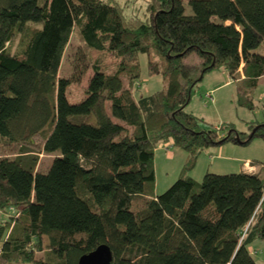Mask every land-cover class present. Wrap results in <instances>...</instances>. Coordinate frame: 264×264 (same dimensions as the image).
Wrapping results in <instances>:
<instances>
[{
    "label": "trees",
    "instance_id": "trees-1",
    "mask_svg": "<svg viewBox=\"0 0 264 264\" xmlns=\"http://www.w3.org/2000/svg\"><path fill=\"white\" fill-rule=\"evenodd\" d=\"M187 3L190 13L184 0H146L141 17L116 0H0V146L17 147L0 155V264H77L100 243L111 264H257L248 245L264 240L258 168L207 170L201 180L190 171L203 149L264 139V126L251 122L245 138L232 124L202 129L185 106L207 71L225 69L236 104L254 107L264 0ZM72 34L74 79L91 70L76 102L66 96L72 78L58 74ZM139 53L163 85L135 97ZM191 53L198 63L185 61ZM37 134L51 155L43 168L28 146ZM161 144L185 160L156 192Z\"/></svg>",
    "mask_w": 264,
    "mask_h": 264
},
{
    "label": "rangeland",
    "instance_id": "rangeland-1",
    "mask_svg": "<svg viewBox=\"0 0 264 264\" xmlns=\"http://www.w3.org/2000/svg\"><path fill=\"white\" fill-rule=\"evenodd\" d=\"M121 7L126 12V15H131L136 13L138 16H146V0H116ZM185 1V13L191 12V7ZM79 42L75 36L72 34L70 41L64 48L61 63L59 66L58 74L61 77L72 78L66 87V96L70 102H76L84 97V91L86 88L87 80L91 74V70L87 68L79 79H74L77 75V69L74 67L75 62V51ZM264 44H262L258 51H263ZM92 57L99 56L101 63L104 66H110L114 59L109 52H97L93 51L91 53ZM74 60V62H73ZM137 61L139 63L140 75L139 78L133 84V95L136 97L139 93L148 94L162 87L163 81L160 75L150 74L147 71V55L145 53H139L137 56ZM187 62L198 63V57L194 53H191L185 58ZM216 69L212 71H207L203 80H201L198 85L194 88L192 97L188 104L185 106V110L193 112L198 117L201 118L200 126L202 129H214L220 128L221 125L232 124V126L239 132L241 137L249 136L251 131L249 130V124L255 122L256 125L264 123V76L260 77L257 85L254 89L253 102L254 107L248 109L246 107L238 106L236 104L235 95V85H226L219 92H210L205 86L206 80L210 81L212 76L216 75ZM220 70V69H219ZM211 76V77H210ZM213 80H219L214 78ZM206 92L212 93L213 101L205 96ZM218 135H225L228 129H217ZM42 137L40 135H35L32 139V143L28 144L30 148H33L38 153V166L45 167L49 164L50 154H45L41 151ZM163 145L158 146V151L154 153V166H155V187L156 192L163 191L168 185H170L177 177V173L183 163L185 156L184 151H179L173 159H167L166 149H163ZM219 146L222 151L219 153ZM212 151L210 153L205 152L203 149L197 157L196 166L190 171L192 177L197 180H201L204 175L208 165L211 163L212 169L217 168V164H223L225 155L235 156L239 155L241 159L250 158L255 160V162H248V165H244L243 168L246 170L247 167L255 166L258 168V173L260 177H264V139L261 136H254L246 144H236L233 142H226L223 145H213L211 146ZM16 146H0L1 154H11L16 151ZM169 149V148H167ZM171 149V148H170ZM176 150L175 148H173ZM182 152V153H181ZM205 152V153H203ZM182 154V155H181ZM182 156V157H181ZM231 162V161H230ZM246 166V167H245ZM226 169V170H224ZM210 170V169H209ZM250 170V169H249ZM214 171V170H213ZM221 171L233 172L237 171L236 168L228 166L227 168H222ZM257 171V169H256ZM225 173V172H224ZM249 250L252 251V256L257 264H264V240H254L248 245Z\"/></svg>",
    "mask_w": 264,
    "mask_h": 264
},
{
    "label": "crops",
    "instance_id": "crops-1",
    "mask_svg": "<svg viewBox=\"0 0 264 264\" xmlns=\"http://www.w3.org/2000/svg\"><path fill=\"white\" fill-rule=\"evenodd\" d=\"M210 71H212V70H210ZM215 71H216L215 72L216 75L219 76V80H213L214 78H218V76H212V77L210 76L211 77L210 78L211 80L208 81V82L206 80V83H205V86L208 89V91H211L212 93H214V92L217 93L221 89H223L226 85H230V84H234L235 85V81L232 80V78L229 76L228 72L225 69H220V70L219 69H216ZM221 145H223V144H221ZM219 147L220 148H218V149H219V153H220L222 151L221 149H223L221 147H223V146H219ZM212 149H214V148L208 147V148L205 149V152L210 153V151H212ZM156 151H158V147L155 149V152ZM179 151L180 150H174L173 147L171 149L170 148L167 149L166 152H165L167 159H173V157ZM205 152H203V153H205ZM241 158L242 157H239V155H235V156L234 155L233 156H227V155H225L224 160H226V161H224L223 164H217L216 165L217 168H219L218 170L217 169H212V167H211L212 165L210 163L208 165L206 171L210 169L209 171H213L214 170L213 172H226V171H221V169L222 168H227L228 166H231L232 168H236L237 171L244 170V168H243V162H245V161H251L252 162V159H250V158L241 159ZM182 159H183V162H184L185 156H184V158L182 157ZM224 170H226V169H224ZM7 216H8L7 213H5V212H3V211L0 210V223H2L3 221H5V219L7 218ZM1 244H2V242L0 241V248H1Z\"/></svg>",
    "mask_w": 264,
    "mask_h": 264
},
{
    "label": "water",
    "instance_id": "water-1",
    "mask_svg": "<svg viewBox=\"0 0 264 264\" xmlns=\"http://www.w3.org/2000/svg\"><path fill=\"white\" fill-rule=\"evenodd\" d=\"M261 125L264 126V123ZM254 129L251 131L249 137H251ZM235 138H238L237 135ZM111 261L112 252L109 246L105 243H100L94 249L80 255L77 264H111Z\"/></svg>",
    "mask_w": 264,
    "mask_h": 264
},
{
    "label": "built area",
    "instance_id": "built-area-1",
    "mask_svg": "<svg viewBox=\"0 0 264 264\" xmlns=\"http://www.w3.org/2000/svg\"><path fill=\"white\" fill-rule=\"evenodd\" d=\"M205 96L208 98V99H210V100H213V97H212V95H211V93L210 92H206L205 93ZM249 163L248 162H244V165H248ZM243 165V166H244ZM246 167V166H245ZM248 169H246V171H256V169H255V166L253 165V166H249V167H247ZM250 169V170H249ZM264 200V192H263V194H262V196H261V199H260V201L262 202Z\"/></svg>",
    "mask_w": 264,
    "mask_h": 264
}]
</instances>
